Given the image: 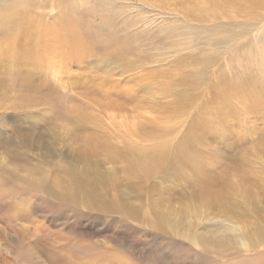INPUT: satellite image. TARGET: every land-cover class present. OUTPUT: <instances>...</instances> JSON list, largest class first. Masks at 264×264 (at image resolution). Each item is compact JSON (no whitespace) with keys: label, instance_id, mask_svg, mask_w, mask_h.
Instances as JSON below:
<instances>
[{"label":"rangeland","instance_id":"obj_1","mask_svg":"<svg viewBox=\"0 0 264 264\" xmlns=\"http://www.w3.org/2000/svg\"><path fill=\"white\" fill-rule=\"evenodd\" d=\"M257 87L264 0H0V264H264Z\"/></svg>","mask_w":264,"mask_h":264},{"label":"bare ground","instance_id":"obj_2","mask_svg":"<svg viewBox=\"0 0 264 264\" xmlns=\"http://www.w3.org/2000/svg\"><path fill=\"white\" fill-rule=\"evenodd\" d=\"M68 25H69V28L67 31L64 30V25H62L60 22H59V28L56 27L57 31H55L53 29H49L48 27H46L45 30H43V28L42 29H40V28L38 29L37 27H36V29L33 28V32H35V33L37 31L42 32L41 35L44 36V34H45V36H47V38H49V39H48L47 43H41L37 47H34V50L38 51L34 57H31V55L28 52H26L24 54V56L22 57V59L26 60L27 62H32L34 64L37 63V65L43 64V63H46V61L49 59L48 57H50V56L56 57L58 55H61L60 51L63 49L64 46H66V47L74 46V43H73L71 38H73L75 36L74 31L76 30L78 23L77 22H71ZM2 29H4V28L2 27ZM4 30H6L7 32L12 34V33H16L17 29L5 28ZM38 38L39 37H37V39ZM25 41H26L25 44H27L29 40L25 39ZM18 50H19L18 47H15L14 49L12 48L11 52L9 53V56L12 55L11 53H18L19 52ZM5 52H6V50L3 53H5ZM12 56L14 58H16V56H14V55H12ZM32 58H34V61L32 60ZM245 83L247 85H251L253 87L256 86V81L254 78H248L247 77V81ZM258 88L259 87H257V89L255 91L248 89L249 93H246L244 95L242 94V90L240 88H236L237 95H238L237 97H239L241 99V101L244 104V108L247 112H250L249 108H251V106L254 105L262 97H263V99L261 101V104L264 105V91L262 92L260 90V88L259 89ZM249 96H253V97L250 98ZM189 159H190L189 162H186L187 164H189L191 167L199 168V166H197V163H195L191 158H189ZM257 164H258L257 161H255L253 163L254 167H256ZM261 172H263V171L261 170ZM229 216L238 217L237 208L231 210L229 212ZM11 237H13V236H11ZM21 237H18V235H15L13 237V240L15 241V243H13L14 244L13 249H15V250L17 249L20 253L17 254L19 262L17 260V262H15V263L12 262V264H27L28 262L31 263V260L29 259V257L27 255L21 254V252L26 251V249L28 248L27 242L24 240V238H21ZM257 238L259 240L264 239V229L262 231H260ZM263 247H264V240L261 242V247H260L259 252L255 256V261L264 262V249H263ZM1 264H4V263L1 262Z\"/></svg>","mask_w":264,"mask_h":264}]
</instances>
